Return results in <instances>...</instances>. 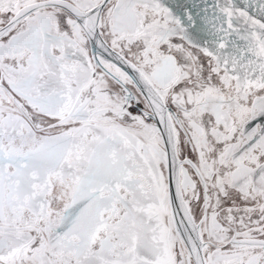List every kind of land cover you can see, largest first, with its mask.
<instances>
[{"label": "snow or ice", "instance_id": "6c2138e0", "mask_svg": "<svg viewBox=\"0 0 264 264\" xmlns=\"http://www.w3.org/2000/svg\"><path fill=\"white\" fill-rule=\"evenodd\" d=\"M0 264H264V0H0Z\"/></svg>", "mask_w": 264, "mask_h": 264}]
</instances>
